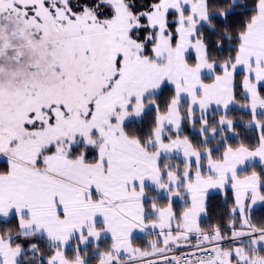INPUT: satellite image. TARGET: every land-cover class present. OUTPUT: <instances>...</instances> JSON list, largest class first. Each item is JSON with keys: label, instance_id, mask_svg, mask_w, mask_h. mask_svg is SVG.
Instances as JSON below:
<instances>
[{"label": "snow or ice", "instance_id": "6c2138e0", "mask_svg": "<svg viewBox=\"0 0 264 264\" xmlns=\"http://www.w3.org/2000/svg\"><path fill=\"white\" fill-rule=\"evenodd\" d=\"M0 264H264V0H0Z\"/></svg>", "mask_w": 264, "mask_h": 264}, {"label": "trees", "instance_id": "16d2710c", "mask_svg": "<svg viewBox=\"0 0 264 264\" xmlns=\"http://www.w3.org/2000/svg\"><path fill=\"white\" fill-rule=\"evenodd\" d=\"M185 131L187 132L188 129H186ZM229 195H230V193H229ZM224 199H225V195L222 192L213 191L210 194V204L212 205L213 212H212L211 216L202 217V224L207 225V223L210 220L215 222L216 217L225 211V206L223 204ZM229 203H230V201H229ZM174 206L177 209H179L181 207V202L177 201ZM216 210H219V211H216ZM147 239H148V237H146V236H138V237L134 238V243L137 245L143 246L144 244H146Z\"/></svg>", "mask_w": 264, "mask_h": 264}, {"label": "crops", "instance_id": "0c3cea01", "mask_svg": "<svg viewBox=\"0 0 264 264\" xmlns=\"http://www.w3.org/2000/svg\"><path fill=\"white\" fill-rule=\"evenodd\" d=\"M213 191H217V190H213ZM180 202V201H178ZM138 236H145L143 233H134V238L138 237Z\"/></svg>", "mask_w": 264, "mask_h": 264}]
</instances>
